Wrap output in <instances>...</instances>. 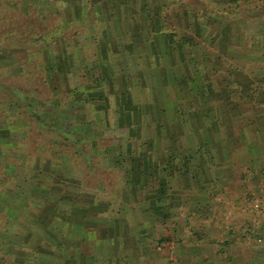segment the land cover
Here are the masks:
<instances>
[{
    "label": "crops",
    "instance_id": "1",
    "mask_svg": "<svg viewBox=\"0 0 264 264\" xmlns=\"http://www.w3.org/2000/svg\"><path fill=\"white\" fill-rule=\"evenodd\" d=\"M101 2L133 21V30L123 31L138 35V43L128 42L136 50L131 59L136 68L144 61L151 77L145 99L128 102L133 119L123 113L127 125L117 126L143 149L124 155L107 184L81 189L68 183L77 166L52 183L57 157L35 163L30 155L26 163L22 154L19 175L5 162L2 174L22 184L0 191L3 264L264 259V221L255 224L247 197L264 189V23H256L264 19V0ZM160 27L174 29L176 41L167 42ZM101 156L115 168V153ZM255 226L263 242L248 234Z\"/></svg>",
    "mask_w": 264,
    "mask_h": 264
},
{
    "label": "rangeland",
    "instance_id": "2",
    "mask_svg": "<svg viewBox=\"0 0 264 264\" xmlns=\"http://www.w3.org/2000/svg\"><path fill=\"white\" fill-rule=\"evenodd\" d=\"M205 3L206 1H203L201 4ZM105 6L107 8L106 3L101 2V0H0V33L5 32L6 29L11 30L9 21L14 19L13 16L18 8L21 9L23 15L28 9L36 17L30 21L32 24L29 29L36 31V34L39 33L40 37L43 35L45 44L53 49L51 52L47 51L42 54V58L39 55L37 57V64L39 65L40 63L39 69L43 71H46L44 69V66L47 67L46 61L54 62L56 68L57 64L60 67L59 72L54 73L55 75L51 74L50 77H52L51 83L55 86L54 89H56L53 91L56 94L55 96L58 93L63 97L66 101L65 111L68 112L71 120L78 124L71 125L69 127L70 132L73 130L77 134L89 133L91 136L97 134V139L93 138L96 144H104L105 147L114 149V152H106L100 155H108L109 153L117 155L115 158V168H108V164L101 159L100 166L97 167L96 160L91 158L93 163L90 167L91 174L89 173L90 170H85L86 168L82 164L83 155L80 157L76 156V159L74 158L71 162H67L63 154V156L59 155V157L57 155V160L55 159L56 162L53 163L57 165L55 166L57 167V175H55L57 181H54L55 177L52 179V183L57 184V186L59 183H62L63 178L61 176L65 175L62 174L63 169L69 170L71 167L77 166V176L75 178L67 176L70 180L68 183L72 182L73 185L76 184L80 189L85 184L101 187V185L110 182V178L114 179L116 177L114 175L119 172V165H125L124 155H133L143 149L137 146L138 141L136 140L133 146L132 136L129 138L126 129H121L117 126L127 125V122L123 121L124 114L129 119H133V112L129 110L132 107H130L128 102L129 100L136 102L137 100L142 101L145 99L141 94H145V87H148L150 84L149 80L151 77L148 75V70L142 68L145 63L144 61L142 62L143 64L139 63V68H136L131 59L134 58L133 53L136 50H133L132 46H129L133 44L128 42L138 43V35L134 36L132 32L124 33L123 31L129 28L132 31L133 27L131 26H133V21L130 20L131 24L128 25L125 18L117 17L121 13L114 12L111 9L107 10L109 11L108 13ZM103 9L108 13H106V16L103 14ZM29 16L30 14L23 17L30 18ZM256 21V23H264V19L257 18ZM21 26H19L20 29ZM30 34L27 33V35ZM0 38L2 39L0 41L1 44L3 43V37L1 36ZM123 43L126 45L123 46ZM125 47L129 49L125 50ZM129 53L131 55H128ZM9 60L10 50H0V66L8 64ZM83 63L88 67L86 72L87 81H84L83 84L85 89L83 91H73L71 96H69L66 88L84 80L83 76L85 74H82V77H78L80 74L79 69L82 70ZM67 69L68 72H71L67 73L66 76L65 70ZM134 69L136 76L132 72ZM135 77L139 79L133 80ZM127 92H129V98ZM108 94L111 96H108ZM119 103L121 104V114L118 113V106H116ZM130 125L134 124L130 123ZM7 131L6 125H0V191H5L9 187L17 189L16 187L20 188L22 184L21 178L15 177L14 180L13 178L7 179L5 174H2L5 162H14L16 168L14 167L13 170L16 171L15 175H19L17 171L21 169L22 164L20 162L24 159L20 157L22 154H26V163H29L28 159H30V155L34 157L33 161L35 163L40 158H50L53 161L56 158L55 155L34 152L33 148L29 146L35 140L33 134L32 136L26 134L28 138L25 144L19 139H16L17 142L5 141V137L8 135ZM12 132L17 135L20 134L17 130H13ZM148 132L146 129L143 130V136ZM130 133L132 134L133 130ZM35 137L37 139V136ZM128 139L131 140L129 141ZM14 143L18 144L14 146ZM10 182L14 183V187L12 184H9ZM8 191L7 195H11ZM247 197L249 199L255 197L263 198L264 189L263 191L255 190L254 192H250ZM2 201L3 199L0 194V208L3 205ZM250 211L253 219L257 220L255 224L259 226L264 221V207L259 211L253 209ZM1 212L2 209H0V216ZM1 222L2 225V219ZM258 226H255V229L252 231H247H249L248 234H250L255 242H263L262 233L255 231ZM2 244L0 237L1 248L4 247ZM157 249L163 253L167 250L164 247ZM3 260H5L3 258V251L0 250V264L4 263Z\"/></svg>",
    "mask_w": 264,
    "mask_h": 264
},
{
    "label": "trees",
    "instance_id": "3",
    "mask_svg": "<svg viewBox=\"0 0 264 264\" xmlns=\"http://www.w3.org/2000/svg\"><path fill=\"white\" fill-rule=\"evenodd\" d=\"M258 5L260 8L261 3ZM230 6L233 7L228 3L225 8L227 12L230 11ZM28 14H30V18L23 17ZM13 18L9 21L11 30L6 29L5 32L0 33V37H3L0 50H10L8 64L0 66V125H6L9 133L13 130L20 132L19 135L14 132L11 134V138H15V141L19 139L25 143L28 138L26 134L30 136L33 134L35 140L29 146L33 148L34 152L56 157L63 154L67 162L73 161L76 156L83 155L82 164L85 166V170H90L91 164H93L92 159L96 160L97 167H99L100 159H102L100 154L114 152V149L107 148L104 144H96L93 138L97 139V135L77 134L73 130L70 132L69 127L78 124L72 121L68 112L65 111L66 101L63 97L58 93L55 96L53 91L56 89H54L55 86L52 85V77H50L51 74L58 73L60 67L57 64L56 68L54 62L46 61L47 67L44 66L46 71H43L39 69L40 63L37 64L39 55L42 58V54L47 51L51 52L53 49L45 44L43 35L40 37L39 33L36 34V31L29 29L32 24L30 21L36 18L32 11L27 9L23 15L21 9L18 8ZM20 25H22L21 29ZM160 28L161 32L165 33L166 37L163 36L167 42L176 41V37L173 35L174 29ZM27 33L31 34L27 35ZM159 35L163 37L161 33ZM179 40H181L180 37ZM81 68L78 77L85 74L84 80L66 88L69 96L73 91L85 89L83 84L84 81H87L88 67L83 63ZM70 72L68 69L65 70V75L67 76V73ZM108 96L111 95L108 94ZM1 219L0 216V225ZM1 227L3 226L1 225ZM2 246L4 247H0V250L4 251L5 245L2 244ZM248 264H264V259H254Z\"/></svg>",
    "mask_w": 264,
    "mask_h": 264
},
{
    "label": "built area",
    "instance_id": "4",
    "mask_svg": "<svg viewBox=\"0 0 264 264\" xmlns=\"http://www.w3.org/2000/svg\"><path fill=\"white\" fill-rule=\"evenodd\" d=\"M249 207L250 209L259 211L260 209L264 207V197L263 198L255 197V198L250 199Z\"/></svg>",
    "mask_w": 264,
    "mask_h": 264
}]
</instances>
